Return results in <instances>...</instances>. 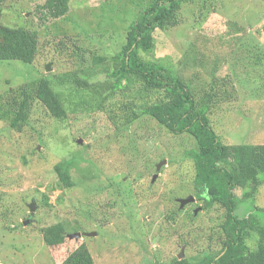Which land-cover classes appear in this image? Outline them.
Segmentation results:
<instances>
[{"label": "rangeland", "instance_id": "rangeland-1", "mask_svg": "<svg viewBox=\"0 0 264 264\" xmlns=\"http://www.w3.org/2000/svg\"><path fill=\"white\" fill-rule=\"evenodd\" d=\"M46 1H0L4 27L38 33L32 64L0 61L5 99L37 79L95 70L98 58L112 63L150 0H70L59 19L40 9ZM178 14V25L154 32V49L141 59L178 70L198 105L211 95L210 125L222 144L264 145V0H185ZM118 113L120 125L104 112L58 120L34 101L21 131L0 119V264H61L83 244L94 264H169L222 249L225 210L195 197L186 158L194 137L144 116L122 127L130 110ZM64 162L72 187L60 181ZM260 179L254 195L236 190L235 215L264 224ZM59 223L65 242L49 247L42 230Z\"/></svg>", "mask_w": 264, "mask_h": 264}, {"label": "trees", "instance_id": "trees-1", "mask_svg": "<svg viewBox=\"0 0 264 264\" xmlns=\"http://www.w3.org/2000/svg\"><path fill=\"white\" fill-rule=\"evenodd\" d=\"M2 1V0H0ZM185 0H150L127 31L126 44L112 57L95 61V70L67 73L55 78L44 77L29 82L18 90H9L7 99L0 96V119L10 128L21 131L27 124L34 101H39L51 115L64 120L68 113L104 112L118 124L120 110L130 113L122 118L129 127L149 117L175 135L194 137L196 149L186 152L195 168V197L205 209L218 205L225 210L220 230L223 247L216 253L193 259H175L169 264H264V224L255 215L240 219L236 190L254 195L264 174V145L226 146L221 143L209 120L214 99L207 96L197 104L191 84L176 69L143 61L140 53L154 49L156 30L178 25V13ZM70 0H47L40 7L46 16L59 19L68 12ZM1 21V14H0ZM38 52V33L24 28L4 27L0 22V61L32 64ZM111 67L97 71L103 64ZM188 66L187 59L181 64ZM106 73L107 79L93 80ZM66 90V91H65ZM67 93V95L65 94ZM154 95H157L154 98ZM70 162H64L60 181L72 187ZM49 247L60 246L66 239V228L56 224L42 230ZM61 264H94L86 245L74 250Z\"/></svg>", "mask_w": 264, "mask_h": 264}, {"label": "water", "instance_id": "water-1", "mask_svg": "<svg viewBox=\"0 0 264 264\" xmlns=\"http://www.w3.org/2000/svg\"><path fill=\"white\" fill-rule=\"evenodd\" d=\"M47 69H49V68L47 67ZM30 209H31V211H34V206H31ZM68 237L69 238H80L81 237V234L69 235Z\"/></svg>", "mask_w": 264, "mask_h": 264}]
</instances>
